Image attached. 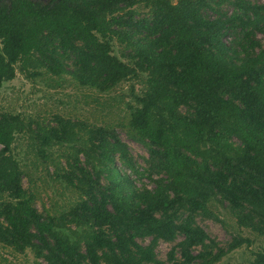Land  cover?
I'll return each mask as SVG.
<instances>
[{
    "label": "trees",
    "instance_id": "trees-1",
    "mask_svg": "<svg viewBox=\"0 0 264 264\" xmlns=\"http://www.w3.org/2000/svg\"><path fill=\"white\" fill-rule=\"evenodd\" d=\"M16 71L29 81L67 74L100 93L136 79L121 127L148 157L139 171L111 126L0 111L2 245L47 264H164L157 242L180 237L168 264H215L251 239L210 238L196 217L221 221L212 201L264 236V2L1 0L0 87ZM18 134L75 194L58 215L39 212L23 186L32 170L12 154ZM115 157L153 187L120 175ZM251 262L264 264V251Z\"/></svg>",
    "mask_w": 264,
    "mask_h": 264
},
{
    "label": "rangeland",
    "instance_id": "rangeland-1",
    "mask_svg": "<svg viewBox=\"0 0 264 264\" xmlns=\"http://www.w3.org/2000/svg\"><path fill=\"white\" fill-rule=\"evenodd\" d=\"M1 1V0H0ZM47 1V0H43ZM176 2L177 0H171ZM264 2V0H252ZM138 15L142 16L144 10L138 7ZM120 47L113 42L112 52L118 55ZM140 83L136 80L122 81L107 92H97L94 89L79 86L69 75H64L57 82L53 79L43 80L36 77L32 81L27 80L20 72L3 82L0 87V111L20 113L33 120L48 121L52 113H58L71 119L87 120L90 125H103L113 127L121 141L127 144V151L132 158L135 167L142 171L146 166L148 152L139 142L130 139L121 124L126 121L127 103H132L131 91L140 93ZM57 149V147H56ZM56 151V150H55ZM28 138L18 134L12 144V154L22 165H26L31 171V182L24 176L23 186L35 193V205L38 211L58 215L68 208L73 193L63 189L60 183L50 177L53 167L49 162L34 157ZM117 156V155H116ZM83 159L82 156H80ZM35 164V168L33 166ZM113 166L120 175L133 181L137 187H153V182L144 174L138 177L130 169L124 167L121 161L115 157ZM48 168V171L44 169ZM157 175L152 174L153 178ZM211 211L216 213L221 221L210 217H196V223L207 233V235L221 246H226L232 236L240 235L251 239V243L242 244L223 256L215 264H252L253 254L257 251H264V236L257 235L244 227H239L232 215L223 204L212 201L209 204ZM150 238L137 239L142 244H147ZM177 238L175 242L178 241ZM175 242L159 240L155 246L157 259L168 264L167 253L174 246ZM198 249V248H197ZM175 257L179 258V252L175 250ZM0 264H47L43 258H34L33 252L26 249L22 253L15 252L10 247L0 243ZM195 264V263H192Z\"/></svg>",
    "mask_w": 264,
    "mask_h": 264
}]
</instances>
